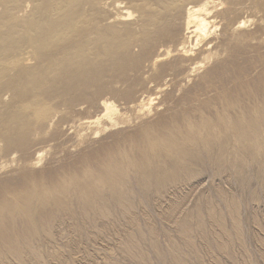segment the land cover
Returning <instances> with one entry per match:
<instances>
[{"label":"rangeland","instance_id":"obj_1","mask_svg":"<svg viewBox=\"0 0 264 264\" xmlns=\"http://www.w3.org/2000/svg\"><path fill=\"white\" fill-rule=\"evenodd\" d=\"M52 1L0 0V264H264V0H74L35 48Z\"/></svg>","mask_w":264,"mask_h":264},{"label":"bare ground","instance_id":"obj_2","mask_svg":"<svg viewBox=\"0 0 264 264\" xmlns=\"http://www.w3.org/2000/svg\"><path fill=\"white\" fill-rule=\"evenodd\" d=\"M30 1V0H29ZM52 1V0H51ZM74 0H53L51 2V5H50V17H52V20L53 18H55V16H57L54 21L55 23H51L49 24L47 27L44 25V27L46 28H42L39 27L38 25H34V32L32 31V29H29L31 30V34L28 36V42L30 45H33L35 48L36 47H40V45H48L52 42H56V41H61L63 39H65L67 36L69 35H74L76 34L79 30L83 29L84 27L87 26L88 24V21L89 19L85 18L84 16L80 15L79 13L78 14H75L77 16L73 17L72 14L70 15V17L68 18H62L61 19V15L64 14V11H65V8L69 9L70 7L72 8V2ZM158 1V0H157ZM193 1V0H192ZM9 2V0H8ZM25 2V1H24ZM117 2V1H116ZM14 3V2H13ZM182 4V3H181ZM79 5V4H78ZM180 5V4H179ZM24 6V5H23ZM25 7V6H24ZM156 7V6H155ZM70 8V9H71ZM66 9V10H67ZM12 10V9H11ZM25 10V9H24ZM72 10V9H71ZM70 10V11H71ZM203 10V8L201 6H193V7H189L188 10H187V16H186V28H190V33L191 32H194V33H197V34H204L205 31H206V28H207V21L205 19L204 16L201 15V11ZM40 11V10H39ZM69 11V12H70ZM73 11V10H72ZM19 12V11H18ZM66 12V11H65ZM68 12V13H69ZM128 12V11H127ZM2 13V12H1ZM5 13V12H4ZM67 13V12H66ZM74 13V12H73ZM76 13V12H75ZM126 13V12H125ZM129 15V13H127ZM131 14V12H130ZM72 16V17H71ZM127 17V16H126ZM7 18V17H6ZM59 18V19H58ZM58 19V20H57ZM3 20V19H2ZM53 21V22H54ZM14 23V22H13ZM20 23V22H19ZM38 23V22H37ZM23 24V23H22ZM45 24V23H44ZM148 28V27H147ZM192 28V29H191ZM27 29V28H26ZM98 30V29H97ZM26 32V31H25ZM29 32V31H28ZM13 33V32H12ZM98 34V33H97ZM96 34V37H91V40L94 41V40H97V41H101L102 43L105 41L106 38L102 39V36L100 37V35L97 36ZM127 35V34H126ZM203 36V35H202ZM24 37V36H22ZM27 37V36H26ZM201 37V35H200ZM18 38V37H17ZM96 38H100V39H96ZM121 38V37H120ZM89 41V40H88ZM127 42V41H126ZM48 43V44H47ZM128 43V42H127ZM38 44V46H37ZM53 44V43H52ZM57 44V43H56ZM51 45V44H50ZM84 45V44H83ZM77 45V47L73 50V51H70V50H66L64 51L63 50V53L61 51V55H58V60H64L67 59V60H72V59H77L78 58H82V56H85L86 55V52H89L88 48L84 45ZM18 47V46H17ZM44 47V46H43ZM58 47V46H57ZM32 48V47H30ZM34 50H37L35 49ZM40 49V48H39ZM38 49V50H39ZM14 52V51H13ZM33 53H36V52H33ZM21 55V54H20ZM97 56V55H96ZM56 58V57H55ZM57 59V58H56ZM56 59L54 61H56ZM25 60V58H24ZM19 59L18 57H8V58H5V57H0V76H1V72L4 70V69H8V68H13V67H16L18 66V63H19ZM73 61V60H72ZM70 61V62H72ZM69 64V62H68ZM51 66V65H50ZM86 66V64H85ZM84 66V67H85ZM70 67H72V64L70 63ZM69 67V68H70ZM56 69V67H53ZM68 68V69H69ZM55 69L53 70V73H55ZM71 69V68H70ZM43 71V70H42ZM42 76V75H41ZM33 78V77H32ZM26 86V85H25ZM35 86V85H34ZM30 90V89H29ZM2 97V96H1ZM31 102V101H30ZM7 105V104H6ZM105 109H106V112L108 113L112 108H111V105L106 103L105 102ZM29 106V105H28ZM100 117V116H99Z\"/></svg>","mask_w":264,"mask_h":264}]
</instances>
